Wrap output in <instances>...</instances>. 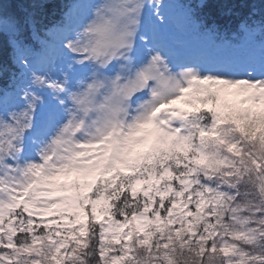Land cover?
I'll return each mask as SVG.
<instances>
[{"label": "snow or ice", "instance_id": "6c2138e0", "mask_svg": "<svg viewBox=\"0 0 264 264\" xmlns=\"http://www.w3.org/2000/svg\"><path fill=\"white\" fill-rule=\"evenodd\" d=\"M47 3L0 0V264H264V0Z\"/></svg>", "mask_w": 264, "mask_h": 264}, {"label": "trees", "instance_id": "16d2710c", "mask_svg": "<svg viewBox=\"0 0 264 264\" xmlns=\"http://www.w3.org/2000/svg\"><path fill=\"white\" fill-rule=\"evenodd\" d=\"M68 0H48L47 3V7L45 9V12L47 13V15L49 16V18H53V13H58L60 11L61 6L64 3H67ZM194 3H200V0H193ZM228 3L230 4H234L237 5V7L234 8V11L237 13H243L246 12V9H243L241 7H239V5L242 4H260L261 0H227ZM212 11L214 12V14L216 13L215 9H212ZM238 20L237 16H230V17H223V18H219V22L221 24H225L228 22H231L233 27L235 26L236 22Z\"/></svg>", "mask_w": 264, "mask_h": 264}]
</instances>
